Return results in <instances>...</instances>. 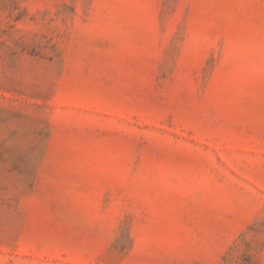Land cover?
Here are the masks:
<instances>
[{"label":"rangeland","instance_id":"1","mask_svg":"<svg viewBox=\"0 0 264 264\" xmlns=\"http://www.w3.org/2000/svg\"><path fill=\"white\" fill-rule=\"evenodd\" d=\"M0 264H264V0H0Z\"/></svg>","mask_w":264,"mask_h":264}]
</instances>
